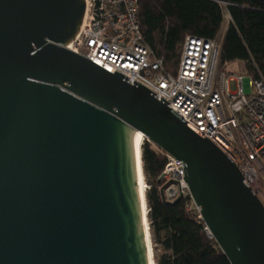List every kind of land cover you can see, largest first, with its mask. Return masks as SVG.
I'll return each mask as SVG.
<instances>
[{
	"label": "water",
	"instance_id": "obj_1",
	"mask_svg": "<svg viewBox=\"0 0 264 264\" xmlns=\"http://www.w3.org/2000/svg\"><path fill=\"white\" fill-rule=\"evenodd\" d=\"M84 10L0 0V264H153L134 130L184 162L230 264H264V208L235 164L164 99L66 48Z\"/></svg>",
	"mask_w": 264,
	"mask_h": 264
},
{
	"label": "built area",
	"instance_id": "obj_2",
	"mask_svg": "<svg viewBox=\"0 0 264 264\" xmlns=\"http://www.w3.org/2000/svg\"><path fill=\"white\" fill-rule=\"evenodd\" d=\"M84 1L82 23L66 48L164 99L235 164L264 208V79L255 63L250 64L256 77L245 68L243 77L228 75L220 61L222 37L187 35L176 70L168 72L144 42L138 0ZM232 80L234 91L229 88ZM152 146L165 157L157 177L163 199H184L186 210L202 220L183 178L184 162Z\"/></svg>",
	"mask_w": 264,
	"mask_h": 264
},
{
	"label": "trees",
	"instance_id": "obj_3",
	"mask_svg": "<svg viewBox=\"0 0 264 264\" xmlns=\"http://www.w3.org/2000/svg\"><path fill=\"white\" fill-rule=\"evenodd\" d=\"M138 0L144 42L163 59L165 70L174 72L187 35L214 38L223 23V4L230 21L221 41L220 61L241 60L264 79V0ZM145 216L153 264H230L204 222L185 200L167 202L157 179L165 157L143 140L140 151Z\"/></svg>",
	"mask_w": 264,
	"mask_h": 264
},
{
	"label": "rangeland",
	"instance_id": "obj_4",
	"mask_svg": "<svg viewBox=\"0 0 264 264\" xmlns=\"http://www.w3.org/2000/svg\"><path fill=\"white\" fill-rule=\"evenodd\" d=\"M222 7H223V23H222L220 32L217 34L218 37L223 36V32L225 31V29H226V27L230 21L229 14H228L227 9L225 8L224 4ZM244 67H245L244 62H242L241 60H234L231 62H226V66L223 67V69H224L225 73L228 75H242V77H243L244 76V73H243ZM229 88L231 91H234L236 89L234 80L230 81Z\"/></svg>",
	"mask_w": 264,
	"mask_h": 264
},
{
	"label": "bare ground",
	"instance_id": "obj_5",
	"mask_svg": "<svg viewBox=\"0 0 264 264\" xmlns=\"http://www.w3.org/2000/svg\"><path fill=\"white\" fill-rule=\"evenodd\" d=\"M143 138H144V135L140 131L138 130L133 131L132 146H133V152H134V158H135L136 172L138 176L137 177L138 178V191L141 197L144 196V188H145V183L143 180L144 178H143L142 169H141L142 166H141V161H140V151H141V144H142ZM147 239H148V246H149V238ZM149 249H150V246H149Z\"/></svg>",
	"mask_w": 264,
	"mask_h": 264
},
{
	"label": "crops",
	"instance_id": "obj_6",
	"mask_svg": "<svg viewBox=\"0 0 264 264\" xmlns=\"http://www.w3.org/2000/svg\"><path fill=\"white\" fill-rule=\"evenodd\" d=\"M224 33V32H223Z\"/></svg>",
	"mask_w": 264,
	"mask_h": 264
}]
</instances>
